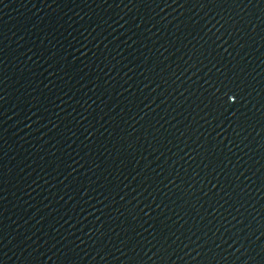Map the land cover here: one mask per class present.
Masks as SVG:
<instances>
[{"label": "water", "instance_id": "1", "mask_svg": "<svg viewBox=\"0 0 264 264\" xmlns=\"http://www.w3.org/2000/svg\"><path fill=\"white\" fill-rule=\"evenodd\" d=\"M0 264H264V0H0Z\"/></svg>", "mask_w": 264, "mask_h": 264}, {"label": "snow or ice", "instance_id": "2", "mask_svg": "<svg viewBox=\"0 0 264 264\" xmlns=\"http://www.w3.org/2000/svg\"><path fill=\"white\" fill-rule=\"evenodd\" d=\"M234 99V97H232Z\"/></svg>", "mask_w": 264, "mask_h": 264}]
</instances>
